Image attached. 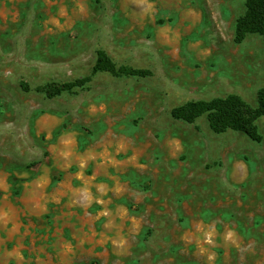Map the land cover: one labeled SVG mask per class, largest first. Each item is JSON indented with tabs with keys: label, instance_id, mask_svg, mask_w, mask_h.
<instances>
[{
	"label": "rangeland",
	"instance_id": "1",
	"mask_svg": "<svg viewBox=\"0 0 264 264\" xmlns=\"http://www.w3.org/2000/svg\"><path fill=\"white\" fill-rule=\"evenodd\" d=\"M246 2L0 0V210L26 233L10 264H264V117L257 141L172 116L257 106ZM100 51L149 74H95Z\"/></svg>",
	"mask_w": 264,
	"mask_h": 264
},
{
	"label": "trees",
	"instance_id": "2",
	"mask_svg": "<svg viewBox=\"0 0 264 264\" xmlns=\"http://www.w3.org/2000/svg\"><path fill=\"white\" fill-rule=\"evenodd\" d=\"M258 34L264 38V0H247L246 12L237 22L236 41L241 43L247 35ZM93 72H108L113 76H146L148 71L129 67L119 68L114 60L105 52L100 51ZM80 84V85H77ZM62 85L51 97L60 95L81 83ZM203 115H207L211 129L218 134L228 130L245 132L252 139L260 141L262 136L258 133L257 121L264 117V88L258 93L257 106L253 107L238 95L226 98H216L210 101H192L172 111L176 119L188 123L195 122Z\"/></svg>",
	"mask_w": 264,
	"mask_h": 264
},
{
	"label": "crops",
	"instance_id": "3",
	"mask_svg": "<svg viewBox=\"0 0 264 264\" xmlns=\"http://www.w3.org/2000/svg\"><path fill=\"white\" fill-rule=\"evenodd\" d=\"M14 218L13 215H10L9 210H0V264H10L15 253L19 251L11 245L6 246L5 242L8 244L16 242L22 238L21 236L26 234L22 233V226L16 221H13Z\"/></svg>",
	"mask_w": 264,
	"mask_h": 264
},
{
	"label": "bare ground",
	"instance_id": "4",
	"mask_svg": "<svg viewBox=\"0 0 264 264\" xmlns=\"http://www.w3.org/2000/svg\"><path fill=\"white\" fill-rule=\"evenodd\" d=\"M9 88H10V87H9ZM25 114H26V113H25ZM37 116H38V115H37ZM4 119H5V118H4ZM6 120H7V119H6ZM8 120H9V119H8ZM16 125H17V124H16ZM0 126H1V125H0ZM2 126H3V125H2ZM2 126H1V127H2ZM1 127H0V132H5V133H6L7 131H6V130L3 131ZM8 128H9V126H8ZM8 130H9V129H8ZM6 139H7V135H2V134L0 135V142H1V143L5 142ZM26 150H27V149H26Z\"/></svg>",
	"mask_w": 264,
	"mask_h": 264
}]
</instances>
